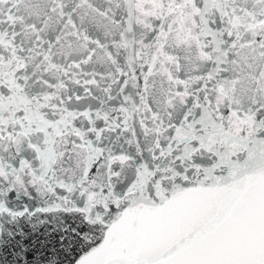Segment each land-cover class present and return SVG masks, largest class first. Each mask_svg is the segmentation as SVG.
Wrapping results in <instances>:
<instances>
[{"label": "snow or ice", "instance_id": "1", "mask_svg": "<svg viewBox=\"0 0 264 264\" xmlns=\"http://www.w3.org/2000/svg\"><path fill=\"white\" fill-rule=\"evenodd\" d=\"M0 264H264V0H0Z\"/></svg>", "mask_w": 264, "mask_h": 264}]
</instances>
